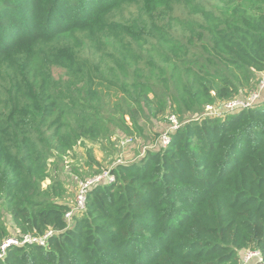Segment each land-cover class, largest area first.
I'll return each instance as SVG.
<instances>
[{"label":"trees","instance_id":"trees-1","mask_svg":"<svg viewBox=\"0 0 264 264\" xmlns=\"http://www.w3.org/2000/svg\"><path fill=\"white\" fill-rule=\"evenodd\" d=\"M263 73L264 0H0V255L5 213L19 241L53 232L0 264L264 263V100L189 116ZM100 86L119 96L109 112ZM167 111L169 145L115 165L68 225L61 182L42 189L54 161Z\"/></svg>","mask_w":264,"mask_h":264},{"label":"rangeland","instance_id":"rangeland-1","mask_svg":"<svg viewBox=\"0 0 264 264\" xmlns=\"http://www.w3.org/2000/svg\"><path fill=\"white\" fill-rule=\"evenodd\" d=\"M135 8V6H131L125 9L124 13L130 15L136 10ZM177 10H179V7H176L174 12ZM176 14L184 16V12L181 10L177 11ZM53 75L55 78H59L62 75V71L54 69ZM263 75H255L253 81V88L255 90L260 84ZM253 90L247 94H245L247 91L241 92L239 98L243 99ZM99 91L103 94V101L106 104L108 112L112 106L116 105V102H120L119 96L115 95L113 89L100 86ZM259 100V102L264 100V90L260 94ZM215 110L218 111L219 109L215 108ZM114 111L111 113L112 117H115ZM167 115L168 111L157 119L139 117L138 124L141 127V131H136L132 134L129 131H125V129L117 128L106 138L95 142L82 140L72 151L54 161L56 169L52 170L49 179L42 183L43 191H48L53 181H60L64 189V200H62V203H66L71 208L74 207L78 184L81 182V179L106 170L121 160L123 162L140 161L144 157L146 151L144 149L153 146L157 137L169 129L170 125L167 122ZM189 116H192L193 120L197 119L195 115ZM189 116L186 115L183 119L191 118ZM116 119L113 118V120ZM124 120L130 126L131 123L127 116ZM4 220L10 232V240L18 239L12 227L11 217L5 213Z\"/></svg>","mask_w":264,"mask_h":264},{"label":"built area","instance_id":"built-area-1","mask_svg":"<svg viewBox=\"0 0 264 264\" xmlns=\"http://www.w3.org/2000/svg\"><path fill=\"white\" fill-rule=\"evenodd\" d=\"M264 74V73H263ZM264 90V75L260 81V84L258 85L257 89L255 91H252L249 93L246 97L242 98H235L231 100L228 103H225L224 105L220 106H207L204 109V112L202 115H200L197 119L194 120H200L201 118H221L225 115L228 114H233L236 113L240 110H245V109H251L258 105L260 102V94ZM215 108L219 109L218 111L215 110ZM168 123L170 125L169 129L165 132L160 134L156 142L154 143L153 146L151 147H146L144 150L147 149H153V150H162L165 149L169 143H170V136L172 133L176 132L181 124L178 122L175 116L170 115L168 117ZM122 160L119 162H116L114 165H112L110 168L106 170H102L97 174H93L92 176L88 178L81 179V182L78 184V192L75 200V205L74 207H70V210L67 211V213L64 215L65 220L67 221L68 225H71L72 218L76 214H81L82 212L85 211V206H86V199L87 195L90 192V190L96 186L99 185H109L113 184L116 181L115 176L111 172L113 167L117 164H123ZM53 235V232L50 231L46 233L42 237L38 238H31L30 236H23L22 241H19L18 239L16 240H7L4 245L1 247L2 254L0 255V258L2 257L4 250L7 246L10 245H23L25 243H37L40 246H45L46 240ZM253 262L254 264H264L262 257L258 251H243L239 258V263L240 264H249Z\"/></svg>","mask_w":264,"mask_h":264},{"label":"crops","instance_id":"crops-1","mask_svg":"<svg viewBox=\"0 0 264 264\" xmlns=\"http://www.w3.org/2000/svg\"><path fill=\"white\" fill-rule=\"evenodd\" d=\"M242 253H243V251H242V252H239V258H240V256H241ZM249 264H254V263L251 262V263H249Z\"/></svg>","mask_w":264,"mask_h":264}]
</instances>
